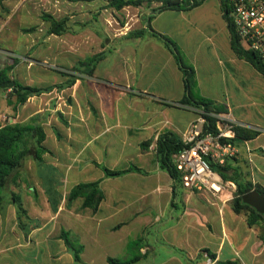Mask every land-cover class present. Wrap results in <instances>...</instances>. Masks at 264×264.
<instances>
[{
	"label": "crops",
	"instance_id": "obj_1",
	"mask_svg": "<svg viewBox=\"0 0 264 264\" xmlns=\"http://www.w3.org/2000/svg\"><path fill=\"white\" fill-rule=\"evenodd\" d=\"M25 2L0 0L4 11L0 13L4 23L0 32ZM149 17L152 30L169 39L193 69L191 94L195 98L224 105L231 113L236 109L234 102L237 107L243 101L241 109L256 107L261 75L232 52L221 0H204L186 11L152 13L145 21ZM133 32H120L124 44L117 57L110 61L113 54L106 53L92 76L84 74L81 66L73 84L60 91L66 102H72L59 113L63 124L43 128L48 152L42 155V162H54L67 178L70 175L69 179L80 181L78 184L100 182L104 195L90 215L89 250L80 240L84 246L81 262L108 264L111 258L122 264H207L210 259L211 264H264V214L249 226V212L235 213L228 194L190 191L159 167L152 151L158 138L172 134L179 139L197 108L179 104L185 96L183 74L163 41L148 30L138 38L130 35ZM11 43L17 52L16 44ZM234 118L243 126L264 130L248 123L246 112ZM252 155L243 151L241 162L230 165L239 171L247 158L252 182L264 190V155ZM95 163L110 170L134 166L145 173L107 178ZM34 166L44 183L56 171ZM56 176L59 181L65 179ZM240 182H244L242 177ZM46 192L48 195L50 189L42 191L46 203L58 211V202ZM0 194L5 197L0 207V264H34L33 243L44 236L47 224L19 223L13 192ZM54 245L57 255L67 250L61 238ZM44 252L41 247V254Z\"/></svg>",
	"mask_w": 264,
	"mask_h": 264
},
{
	"label": "rangeland",
	"instance_id": "obj_2",
	"mask_svg": "<svg viewBox=\"0 0 264 264\" xmlns=\"http://www.w3.org/2000/svg\"><path fill=\"white\" fill-rule=\"evenodd\" d=\"M111 1L26 0L13 19L6 23V29L0 32V50L12 51V53L0 51V71L9 68L10 70L6 72L9 81L13 80L22 86L41 89L52 87L53 90L30 98L16 110H14L15 97L11 95V90L1 91L0 122L2 124H29L35 116H39L42 127L47 130L56 128L58 124H63L59 113L61 109L70 106L69 104L72 102L70 99L66 102L60 95L61 90L55 86L73 79L75 74L79 75L82 68L80 64L86 63L91 57L103 54L104 59L106 53L113 54L110 61L113 57H117V52L124 44L119 36L120 32L123 29L142 30L143 24L146 23V17L154 13L159 5L156 1L144 0L137 6H125L117 9L111 5ZM3 12V9L0 8V13ZM3 24V21L0 20V27ZM55 24L60 26L55 27ZM11 42L16 44L17 52H14L13 48L11 49ZM108 63L106 62L104 65H108ZM256 87V107L254 105L252 108L242 106L243 109H241L239 106L243 101L238 103L237 107L235 106L237 103L234 102L236 109L231 113L226 107L227 114L222 115L229 116L231 121L241 125L234 117H243L246 112L248 123L264 127V84L260 76H258ZM35 111L38 113L33 114ZM194 112L193 121H196L203 114V110L196 109ZM244 127L257 131L259 135L253 141L235 144L236 151L226 160L231 165L241 162L243 151L251 155H264V148L261 147L264 144V136H261L264 130L250 126ZM152 151L156 158V147ZM244 161L243 159L244 167H239L238 172L244 183L252 184L254 175L251 173L247 158V163ZM41 167L49 168L51 171L54 168L56 170L54 174L51 173L47 183L42 182L41 178L36 176L34 161L29 157L25 160L23 171L18 175L16 181L4 191L13 192V196L17 197L25 209L27 217L21 218V223L31 220L35 227L47 224L43 231L44 236L39 239L35 238L33 243L34 264H75L68 250L64 254L54 253L56 250L54 244L60 239L62 231H65L69 234L71 241L81 246V240L89 250L88 230L92 226L90 215L94 211L89 208L84 209L81 199L73 202L68 201L69 192L80 181L69 179L70 175L67 178L54 162L43 163ZM56 172L58 173L56 174ZM56 175L60 180L65 179L59 181ZM255 184L257 185V183ZM234 187V190L227 188L224 193L228 194L230 205L235 198L236 186L234 185ZM46 188H49L50 192L48 195L46 192L45 195L58 202L60 210L55 211L46 203L47 197L42 193ZM82 229H85L87 233H83ZM48 244L50 245L49 250L46 248ZM84 246H81L82 251ZM41 247H44L46 251L43 254H41ZM78 264L90 263L80 260Z\"/></svg>",
	"mask_w": 264,
	"mask_h": 264
},
{
	"label": "trees",
	"instance_id": "obj_3",
	"mask_svg": "<svg viewBox=\"0 0 264 264\" xmlns=\"http://www.w3.org/2000/svg\"><path fill=\"white\" fill-rule=\"evenodd\" d=\"M144 0H112L111 5L117 9H121L125 6H137ZM148 2L156 1L159 5L154 10V13L163 12L166 10L172 11H186L194 7L199 6L204 0H145ZM221 10L223 19L226 23L227 30L230 37V47L234 55L241 60L247 62L264 80V65L259 58L252 52L246 50L238 40L235 28L233 26L232 19L229 16L228 6L225 0H221ZM150 18L145 23V29L135 31L130 35L138 38L145 34L148 30L150 34L163 41L165 46L172 52L175 62L179 70L183 74V83L185 88V96L179 102V104L190 105L194 108L201 109L205 113L212 114H227V108L224 105L217 104L210 100L195 98L191 94V82L194 76V71L191 67L187 66L180 55L176 46L166 37L152 30L150 26ZM55 27L60 25L55 24ZM55 31V30H54ZM53 31V32H54ZM103 59V54H98L91 57L86 63L80 64L83 67V73L92 76L96 65ZM9 68H4L0 71V85L9 81L6 72ZM15 82V81H14ZM73 84V79L68 80L65 83H61L59 86H55L59 90L66 87H70ZM14 89L16 91H14ZM14 89L11 90V95L15 97L14 110L23 106L30 98L39 96L43 93H49L53 90L52 87L36 88L29 86H22L15 82ZM207 124L204 125V132H216L215 119L210 116H205ZM235 137L233 139H224L223 142H231L233 145L240 142L253 141L259 135L255 130L244 126H233ZM45 140V133L40 123L39 116H35L31 119L29 124L18 123H5L0 122V192L7 190L17 179L18 175L23 171L24 163L27 158H32L35 165L40 167L42 162V155L47 153L48 150L44 147L43 142ZM184 146L180 139L174 137L172 134L161 135L156 142V158L159 167L164 170L171 179L176 182H181V175L176 170L174 165V156L177 155ZM95 165L103 172L107 178H116L125 173L137 172L144 174L145 172L137 167L130 166L125 170H110L102 165ZM209 167L222 178L223 181L232 182L236 186L235 198L232 201V207L235 213L244 212L247 214V224L249 226L254 225L260 218L261 214H258L253 208L242 203V196L250 191H257L264 195V190L257 186L252 185L249 182H240V173L237 169H232L231 165L226 162L223 166L213 164L209 162ZM100 182L92 183H80L75 185L68 194V201H75L77 199L82 200V207L84 209L89 208L92 211L98 209L99 204L104 198V195L99 187ZM5 197L0 194V207L3 206ZM16 207L17 220L21 223V218H26V211L17 198L12 199ZM60 238L63 240L67 250L72 256L75 264L80 262V254L82 247L70 240L69 234L62 231ZM138 247V243L133 244ZM108 264H122L121 261L109 258ZM224 264H234L231 262Z\"/></svg>",
	"mask_w": 264,
	"mask_h": 264
},
{
	"label": "built area",
	"instance_id": "obj_4",
	"mask_svg": "<svg viewBox=\"0 0 264 264\" xmlns=\"http://www.w3.org/2000/svg\"><path fill=\"white\" fill-rule=\"evenodd\" d=\"M225 1L239 42L264 65V0ZM205 116L215 119L217 133L204 132ZM233 126L241 125L235 124L229 116L204 111L200 118L189 124L180 138L184 148L174 156V165L184 188L217 196L234 187L209 167V162L223 166L236 151L231 142H223L235 137ZM211 263L208 259L207 264Z\"/></svg>",
	"mask_w": 264,
	"mask_h": 264
},
{
	"label": "water",
	"instance_id": "obj_5",
	"mask_svg": "<svg viewBox=\"0 0 264 264\" xmlns=\"http://www.w3.org/2000/svg\"><path fill=\"white\" fill-rule=\"evenodd\" d=\"M15 82L13 80L4 82L0 85V92L5 89H14ZM14 91H16L14 89ZM242 203L253 208L258 214H264V195L257 191H250L242 196Z\"/></svg>",
	"mask_w": 264,
	"mask_h": 264
}]
</instances>
